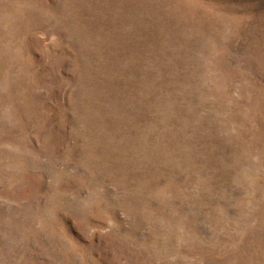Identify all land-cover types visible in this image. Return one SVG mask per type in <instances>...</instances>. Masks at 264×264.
Returning <instances> with one entry per match:
<instances>
[{
    "label": "rangeland",
    "instance_id": "obj_1",
    "mask_svg": "<svg viewBox=\"0 0 264 264\" xmlns=\"http://www.w3.org/2000/svg\"><path fill=\"white\" fill-rule=\"evenodd\" d=\"M0 264H264V0H0Z\"/></svg>",
    "mask_w": 264,
    "mask_h": 264
}]
</instances>
